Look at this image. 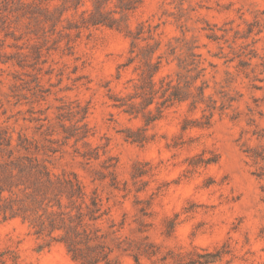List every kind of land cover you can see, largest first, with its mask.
Wrapping results in <instances>:
<instances>
[{"label":"rangeland","instance_id":"rangeland-1","mask_svg":"<svg viewBox=\"0 0 264 264\" xmlns=\"http://www.w3.org/2000/svg\"><path fill=\"white\" fill-rule=\"evenodd\" d=\"M0 264H264V0H0Z\"/></svg>","mask_w":264,"mask_h":264}]
</instances>
